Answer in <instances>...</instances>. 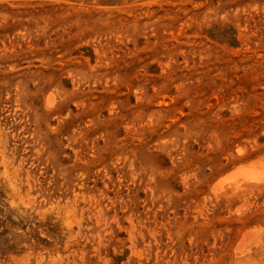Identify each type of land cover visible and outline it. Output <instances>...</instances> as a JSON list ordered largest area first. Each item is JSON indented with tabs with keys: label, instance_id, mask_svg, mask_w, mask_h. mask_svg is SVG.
<instances>
[{
	"label": "rangeland",
	"instance_id": "obj_1",
	"mask_svg": "<svg viewBox=\"0 0 264 264\" xmlns=\"http://www.w3.org/2000/svg\"><path fill=\"white\" fill-rule=\"evenodd\" d=\"M260 157L264 0H0V264H264Z\"/></svg>",
	"mask_w": 264,
	"mask_h": 264
},
{
	"label": "bare ground",
	"instance_id": "obj_2",
	"mask_svg": "<svg viewBox=\"0 0 264 264\" xmlns=\"http://www.w3.org/2000/svg\"><path fill=\"white\" fill-rule=\"evenodd\" d=\"M262 184H264V157L244 163L234 171L220 176L214 183L213 189L218 191L226 185L239 189L245 185L260 186Z\"/></svg>",
	"mask_w": 264,
	"mask_h": 264
}]
</instances>
